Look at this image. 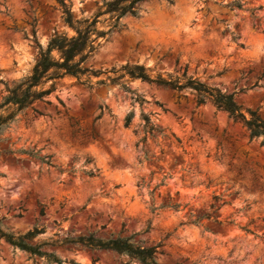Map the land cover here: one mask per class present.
<instances>
[{
    "label": "rangeland",
    "instance_id": "rangeland-1",
    "mask_svg": "<svg viewBox=\"0 0 264 264\" xmlns=\"http://www.w3.org/2000/svg\"><path fill=\"white\" fill-rule=\"evenodd\" d=\"M105 1L66 0L77 18L94 16ZM233 1L243 8L224 6ZM138 13L121 19L120 30L87 67L140 64L153 75L174 77L187 68V77L234 93L243 110H258L264 118V0H145ZM99 19L103 27L109 14ZM62 33L73 31L57 0H0V102ZM122 83L129 91L112 83L89 88L66 76L45 102L17 114L0 142L2 230L24 236L43 229L34 242L133 236L145 246L160 243L162 264H264L263 138H251L241 121L211 100L198 105L191 89L178 92L127 77ZM137 96L147 102L140 104ZM146 114L162 133L144 131ZM21 148L50 155L56 167L8 151ZM90 169L98 176L85 174ZM164 202L179 209L151 212V204ZM215 202L221 207L213 212ZM207 212L212 219L190 222ZM43 250L79 264H142L111 250ZM0 264L46 262L0 236Z\"/></svg>",
    "mask_w": 264,
    "mask_h": 264
},
{
    "label": "trees",
    "instance_id": "trees-1",
    "mask_svg": "<svg viewBox=\"0 0 264 264\" xmlns=\"http://www.w3.org/2000/svg\"><path fill=\"white\" fill-rule=\"evenodd\" d=\"M62 8L64 19L68 27L73 31L71 35L67 33L55 34L46 50H40L39 59L34 66V69L26 79L19 83L8 87L7 94L0 102V142L4 130L16 118L17 114L23 112L29 107H33L36 102H45V98L56 89L57 84L66 76L75 77L80 83L92 88L95 84H117L125 91H129L128 87L122 83L124 78L141 79L149 83H155L158 86L170 88L174 91H182L191 89L196 92V102L198 105L204 104L205 101L211 100L212 103L220 110L226 111L234 120L241 121L249 131L251 138L262 137L264 141V118L258 113V110L243 108L236 102L234 93H223L218 89L206 86L203 82L187 77V68L184 69L182 76H171L163 74H151L140 64L126 63L119 69L111 70H94L85 65L86 61L107 41L114 31H119L121 28V19L127 15L138 17V5L145 0H109L105 1L99 8L98 12L92 17L73 16L71 8L66 0H57ZM231 10L242 9L243 4L239 1H233L224 5ZM109 14V20L103 27L99 26L100 16ZM232 38L238 41L240 35L232 32ZM243 46L242 43H240ZM106 74L104 79L92 82V77H97L100 74ZM140 104L147 102L144 98L137 96L135 98ZM34 109V108H33ZM35 110V109H34ZM133 114L130 113L125 119V126L131 123ZM144 119V131L151 136H156L162 133L159 127L146 114ZM147 136H144L141 141L146 142ZM11 153H19L36 159L47 166L56 167L50 155H41L39 150L21 148L17 150H8ZM74 172V170H70ZM60 172H62L60 170ZM98 169H90L85 171L90 177L98 176ZM219 198L216 196L215 201ZM221 207V204L212 203L211 209L216 212ZM172 209L177 211L179 205L172 202H164L157 206L151 204L150 210L152 213H157ZM41 214H44V208H41ZM212 215L208 212L202 216H198L191 220V223L200 225L204 218L212 219ZM217 221V220H216ZM247 232L251 230L243 228ZM43 229L36 228L28 232L24 236H14L4 232L1 228L0 218V236L5 238L13 246L25 250L31 256L43 258L46 264H79L74 260L65 261L59 258L54 252L43 250L46 246L68 245L71 247L88 248L91 250H111L118 254L127 255L130 259L139 261L142 264H162L157 259L160 243L152 246H145L142 243L135 241L133 236L112 235L107 239H100L89 234L87 236L65 237L60 240H41L36 241V237Z\"/></svg>",
    "mask_w": 264,
    "mask_h": 264
}]
</instances>
